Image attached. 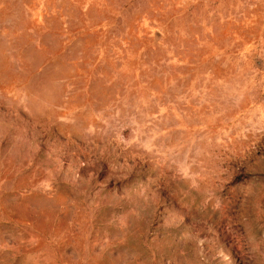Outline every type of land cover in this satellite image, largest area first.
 <instances>
[{"label":"rangeland","instance_id":"374dc122","mask_svg":"<svg viewBox=\"0 0 264 264\" xmlns=\"http://www.w3.org/2000/svg\"><path fill=\"white\" fill-rule=\"evenodd\" d=\"M0 264H264V0H0Z\"/></svg>","mask_w":264,"mask_h":264}]
</instances>
